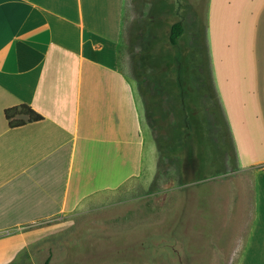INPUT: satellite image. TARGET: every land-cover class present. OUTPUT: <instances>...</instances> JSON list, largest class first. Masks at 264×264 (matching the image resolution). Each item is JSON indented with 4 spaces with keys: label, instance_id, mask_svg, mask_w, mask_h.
<instances>
[{
    "label": "crops",
    "instance_id": "1",
    "mask_svg": "<svg viewBox=\"0 0 264 264\" xmlns=\"http://www.w3.org/2000/svg\"><path fill=\"white\" fill-rule=\"evenodd\" d=\"M125 2L0 0V264H90L83 239L96 236L78 224L86 221L129 224L113 237L144 239L147 221L163 222L146 219L162 210L146 196L161 181L163 153L174 146L177 180L192 172L174 73L147 69L146 52L123 53ZM207 8L224 119L243 164H264V0H208ZM20 104L42 118L10 127L4 111ZM65 217L78 225L41 246L26 230ZM180 222L186 264H264L263 195L216 203L190 192L174 201Z\"/></svg>",
    "mask_w": 264,
    "mask_h": 264
},
{
    "label": "rangeland",
    "instance_id": "2",
    "mask_svg": "<svg viewBox=\"0 0 264 264\" xmlns=\"http://www.w3.org/2000/svg\"><path fill=\"white\" fill-rule=\"evenodd\" d=\"M125 1L123 53L135 57L146 52L147 69L161 74L174 73V116L179 115L178 128L182 131L184 118L181 111H187L188 122L184 129L189 137L193 169L177 180L174 176V146L163 153L158 162L162 170L161 181L157 180L153 187L148 188L146 196L148 202L160 201L163 205L161 211L157 207L156 213L147 212L146 219L161 218L163 222L147 221L144 239L131 242L114 238L115 232L129 226L125 223L113 225L86 221L78 224L83 226L84 232L96 236L83 239L85 245H92L86 251L87 254L92 253L90 264H186L187 241L181 232L186 224L180 222L174 226V201L185 200L190 192L216 203L261 198L264 196V164H243L246 162L240 159L232 129L224 119L210 59L209 32L206 29L208 0ZM177 20L183 22V33L172 46L168 36L171 24ZM179 181L189 183L178 185ZM153 188H156L155 192L149 191ZM177 211H180L175 214L178 219H185L187 208ZM160 214L163 216L158 217ZM71 221L67 217L54 218L28 225L26 230L33 234L36 242H40L37 246H41L44 238L54 232L74 230L78 224ZM174 228L183 237L174 238ZM50 241L57 243L59 240L54 237Z\"/></svg>",
    "mask_w": 264,
    "mask_h": 264
},
{
    "label": "trees",
    "instance_id": "3",
    "mask_svg": "<svg viewBox=\"0 0 264 264\" xmlns=\"http://www.w3.org/2000/svg\"><path fill=\"white\" fill-rule=\"evenodd\" d=\"M183 33V22L181 20L174 21L171 24L168 40L170 45L174 46L178 38ZM5 117L10 127L20 126L26 122L37 121L42 116L27 104H20L5 109Z\"/></svg>",
    "mask_w": 264,
    "mask_h": 264
}]
</instances>
